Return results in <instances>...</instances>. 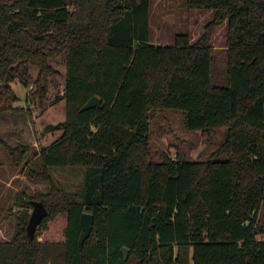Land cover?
<instances>
[{
    "label": "trees",
    "instance_id": "trees-1",
    "mask_svg": "<svg viewBox=\"0 0 264 264\" xmlns=\"http://www.w3.org/2000/svg\"><path fill=\"white\" fill-rule=\"evenodd\" d=\"M185 7L212 10L214 20L197 42L181 34L164 46L151 43L152 0L0 2V113L12 110V84L36 88L44 103L60 89L51 62L64 58L66 69L54 100L65 101L64 134L28 168L50 190L17 203L41 201L49 214L33 238L30 215H19L0 264H264V0ZM225 23L229 69L218 86L212 39ZM93 97L101 106L82 111ZM167 110L183 112L193 132L227 128L211 160H152L151 118ZM0 146L23 165L27 147ZM58 168H82L81 189L59 186ZM83 213L95 222L81 244Z\"/></svg>",
    "mask_w": 264,
    "mask_h": 264
},
{
    "label": "rangeland",
    "instance_id": "rangeland-1",
    "mask_svg": "<svg viewBox=\"0 0 264 264\" xmlns=\"http://www.w3.org/2000/svg\"><path fill=\"white\" fill-rule=\"evenodd\" d=\"M187 0H152L151 43L173 46L177 35H188L192 43L197 42L206 33L207 25L214 20L212 10H189ZM5 2V0H0ZM227 23L214 33V63L212 66L213 83L227 86L229 59L227 53ZM51 65L59 72L60 89L50 88L44 103L34 95L36 88H25L19 82L12 84L13 94L6 96V104L12 107L8 112L0 113V139L10 147H27L21 167H16L13 158L0 146V242L11 241L17 233L18 217L21 213L30 216L33 209L20 208L18 196L36 197L48 193L50 185L33 181L28 177L29 165L44 148L59 140L64 132L57 128L66 121L65 101L54 104L55 98L62 92L65 84V60L59 58ZM37 70H32L35 78ZM17 95V96H16ZM18 100H14V97ZM56 128L49 131L47 128ZM227 128H217L207 132H193L187 128L186 115L181 111L167 110L151 118V155L154 162H161L165 156L177 160L182 156L192 163L211 160L225 141ZM219 160H225L223 156ZM54 181L69 193L79 191L83 185L82 168H58L52 170ZM264 223V207L260 214ZM132 259L129 264H137Z\"/></svg>",
    "mask_w": 264,
    "mask_h": 264
},
{
    "label": "water",
    "instance_id": "water-1",
    "mask_svg": "<svg viewBox=\"0 0 264 264\" xmlns=\"http://www.w3.org/2000/svg\"><path fill=\"white\" fill-rule=\"evenodd\" d=\"M101 106V100L98 97H93L88 103L82 108V111H87L96 107ZM59 128V126L57 127ZM33 212L30 216L27 233L30 238L35 236L36 230L42 223L43 219L48 216V210L44 203L41 201H32ZM94 215L91 213H83L80 219V225L82 233L80 236V243L83 244L92 234L94 229ZM124 259L126 260L129 256L128 249H123Z\"/></svg>",
    "mask_w": 264,
    "mask_h": 264
}]
</instances>
